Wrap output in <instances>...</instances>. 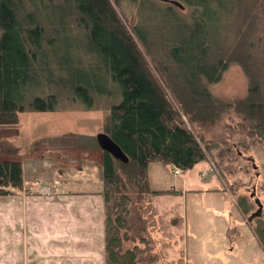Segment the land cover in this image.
<instances>
[{"label":"trees","instance_id":"1","mask_svg":"<svg viewBox=\"0 0 264 264\" xmlns=\"http://www.w3.org/2000/svg\"><path fill=\"white\" fill-rule=\"evenodd\" d=\"M120 1L0 0V125L17 123L25 111H58L63 100L70 109L104 113L95 135L104 262L138 264L146 247L123 249L128 231L138 229L134 200L176 192L150 187L149 163L184 171L211 161L218 144L198 132L226 113L237 117L238 146L252 138L264 149V0H125L135 7L127 21ZM230 64L247 87L223 102L210 86ZM21 188L20 161L1 159L0 196ZM236 203L242 214L252 210L243 195ZM253 219L263 242L264 221Z\"/></svg>","mask_w":264,"mask_h":264},{"label":"rangeland","instance_id":"2","mask_svg":"<svg viewBox=\"0 0 264 264\" xmlns=\"http://www.w3.org/2000/svg\"><path fill=\"white\" fill-rule=\"evenodd\" d=\"M151 1L162 5L169 4L166 0ZM118 11L124 21L129 20L132 16L135 17V7L128 1H120ZM179 12L187 16L186 8L179 9ZM246 87V77L240 67L237 64H230L220 80L210 86V91L221 101L232 102L245 94ZM168 100L171 102L169 96ZM67 105L63 100L62 107L58 111H25L18 115L17 123L0 125V160L15 159L20 161L24 182L32 183L36 179L45 186L50 185L49 188L52 189L53 186L58 185L57 183L71 187L72 181L78 184L83 178H95L96 167L98 164L101 166V147L96 143L95 135L102 130L104 113L101 110L70 109ZM226 114L213 127L201 129L198 132L204 139L214 140L218 144L217 149L213 151L211 161L209 159L198 161L190 169L180 171V174L179 170L171 165L163 166L159 162L148 164L147 177L150 187L173 189L176 192L175 195H145L134 200L137 206L134 209L133 226H137L138 229L131 234L128 231L131 239L125 242L123 249L131 248L133 245H137L140 249L146 247L147 249L143 248L144 251L138 255V264H189L194 255L200 254L198 251L199 243L194 242L192 244L189 234L186 236L189 243L187 254L184 246L182 218L178 217V204L174 203V200L170 198L171 196L182 195L184 192L188 193L185 212L188 226L191 225L192 219L203 217L196 207H210L222 203L216 194L207 192L202 194L201 191L192 192L201 188L205 190L208 188L206 185H210V180H213L217 187L233 192L234 203L239 211L240 208L236 199L239 195H243L253 204L250 211L252 213L256 206L253 198L249 197L252 188L248 179L252 178V174L255 172V181H257L253 187L255 197L259 201H264V149L260 142H253L252 138H246V148L238 146L236 137L238 136V139L241 140L242 134L232 129L237 123V117ZM184 123L187 122L184 121ZM247 155L253 156L255 169L252 168L249 161L242 158ZM82 167L84 168L80 170ZM180 178L185 181H181ZM23 179L22 184L24 183ZM35 187L34 189L26 188L19 191L13 189L10 194L0 196V230L12 237L11 242L8 243L9 246L2 247L0 244V264H98L92 258L83 260L78 257L81 256L78 253L73 255L72 252L70 254H65L63 251L59 252V246L56 248L58 253L52 254L54 250L48 253L39 249L40 246L37 242L30 240L28 231L25 229L26 222L24 224V220L20 221L21 211H15L13 206L15 208L20 206V202H24L23 196L37 194L38 190ZM180 200L181 198H179V202ZM51 202L54 203V201ZM6 204L7 206L10 205L13 213L6 211L7 206L4 207ZM46 205L47 200L42 203V206L45 207ZM39 210H41L40 207L36 209V212L42 214L44 220V213H40ZM250 213L242 215L249 217ZM17 214H19L18 217ZM53 220L55 223L51 222L52 225L56 226L59 222L62 223L60 218ZM8 221L13 225H7ZM80 224L84 227L83 219H80ZM23 227L26 230L25 233ZM250 227L251 229L256 227L259 229L260 223H254V219H251ZM196 230L202 238L207 234H209L208 238H212L215 233V231L212 233L208 228L199 224ZM188 233H190V228ZM247 233L248 230L243 228L241 236L246 237ZM100 235L102 239L101 261L102 264H105L103 231H100ZM16 236L21 240L20 242L18 238L15 240ZM216 241L225 242L222 238ZM244 244V238L237 242L239 247L244 246ZM203 245L204 247L210 246L209 243H203ZM34 247H38V253ZM204 252L210 253L212 251L209 249ZM192 254L194 255L191 257ZM238 256L242 259L243 251L234 250L229 254L230 258ZM262 256H264L263 251ZM10 258L14 259L10 260ZM195 264L199 263L195 262ZM202 264H208V262L202 261Z\"/></svg>","mask_w":264,"mask_h":264},{"label":"crops","instance_id":"3","mask_svg":"<svg viewBox=\"0 0 264 264\" xmlns=\"http://www.w3.org/2000/svg\"><path fill=\"white\" fill-rule=\"evenodd\" d=\"M83 168L84 167L80 168V170ZM96 171L95 178L93 179L86 177L81 179L78 184L72 181L70 184L71 187L57 183L58 185L53 186L52 189L49 188L50 185L45 186L41 184V181L36 179L33 180L32 183H26L24 182L22 174L24 182L22 184V190L26 188L34 189V186H36L35 188L41 192L23 196L22 200H24V202H20V206L17 204L18 206L16 208L13 206V208L17 212L21 211L20 221L24 220V224L26 222L25 229L28 231V237L33 242L39 244V249H43L48 253L54 250L52 254H56L58 251H63L65 254H70V252H72L73 255L78 253L81 255L78 257H81L83 260L92 258L98 264H102V239L100 235V231H102V197L100 195L102 185L100 164L96 167ZM252 175V178L250 177V179H248V183L255 187V184H257V181H255V172ZM180 180L182 181L184 179L180 178ZM206 187L208 188L205 190L201 188L192 192L201 191L200 193L202 194L203 192L216 194L219 200L221 199L222 203L210 207H196L203 217L192 219V223L189 226L185 213L187 206L186 200L188 199L186 196H189L187 195L188 193L184 192L182 195L170 197L174 200L175 204H178L177 212L179 215L178 217L182 218L183 222L184 246L187 254L189 243L186 236H188V234L192 240V244L194 242L199 243L198 251L200 254L190 255L191 257L194 255V259L192 258V261L187 260L189 264H195V262L202 264V261L208 262V264L214 262L215 264H264V256H262V251L264 252V241L260 242L254 235L250 227L252 218L242 215L238 210L234 203L235 196L233 192L231 193L227 189L217 187L213 180H210V185H206ZM152 189L156 190L158 188ZM189 194H191V192H189ZM179 198H181L180 202ZM46 200L47 205L44 207L42 203ZM51 201H54V203L52 204ZM260 203L262 205L260 217H262L264 221V201L260 200ZM6 206L7 204L4 207ZM8 206L6 207V211L8 213H13L10 205ZM38 207L41 209L39 210L40 213H44V220L42 219V214L36 212ZM18 215L19 214H17V217ZM55 218H60L62 223L59 222L56 226L52 225L51 222H54L53 219ZM80 219L84 220V227L80 224ZM15 221H17V219H15ZM194 224L196 225L193 226ZM198 224L204 228H208L212 233L215 231L213 237L208 238L209 234H207V236L202 238L200 233H197L198 230H196ZM7 225H13V223L8 221ZM189 228L190 233H188ZM243 228L244 230L245 228L248 230L246 237L241 236ZM25 229L24 233L26 231ZM0 232L1 246H9L8 243L11 242V235H6L2 230H0ZM17 238L18 236H16L15 240ZM218 238H222L225 242H217L216 240H219ZM242 238L245 239V244L239 247L237 242H240ZM227 240L228 242H226ZM18 241L20 242L21 240L18 238ZM203 243H209L210 246L204 247ZM57 246H59L58 251H56ZM34 248L37 250L36 253H38V247ZM192 248L194 250L193 245ZM209 249L212 252H204ZM234 250L243 251V258L240 259L239 256L230 258L229 254ZM73 258L76 259L75 256H73ZM11 259L14 258H10V260Z\"/></svg>","mask_w":264,"mask_h":264},{"label":"water","instance_id":"4","mask_svg":"<svg viewBox=\"0 0 264 264\" xmlns=\"http://www.w3.org/2000/svg\"><path fill=\"white\" fill-rule=\"evenodd\" d=\"M113 150H114V152H116V154H120V151H119V149H118L117 146H114L113 145ZM242 158H244L245 160L249 161L251 163V165H252V168L255 169L254 160H253V157L252 156L247 155V156H244ZM120 159H122V155H120ZM251 188H252V191L249 194V197L250 198H253V202H254L256 208H255V210L252 213H250L249 217L250 218L259 217L260 214H261V207H262V205H261L260 201L255 197V193H254L253 186H251Z\"/></svg>","mask_w":264,"mask_h":264},{"label":"built area","instance_id":"5","mask_svg":"<svg viewBox=\"0 0 264 264\" xmlns=\"http://www.w3.org/2000/svg\"><path fill=\"white\" fill-rule=\"evenodd\" d=\"M38 192H41V191H38Z\"/></svg>","mask_w":264,"mask_h":264}]
</instances>
